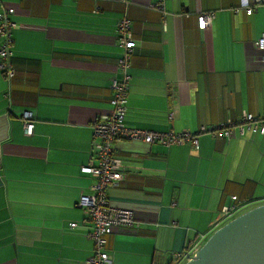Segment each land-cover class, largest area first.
Here are the masks:
<instances>
[{"label":"crops","instance_id":"0c3cea01","mask_svg":"<svg viewBox=\"0 0 264 264\" xmlns=\"http://www.w3.org/2000/svg\"><path fill=\"white\" fill-rule=\"evenodd\" d=\"M157 1L0 0L18 25L10 84L0 71V264H87L94 254L77 203L96 183L82 169L96 165L92 122L112 112L122 18L136 43L128 127L197 133L264 116V6L249 16L254 0H167L163 16ZM205 12L214 19L202 31ZM232 132L229 142L199 135L197 147L116 144L124 179L110 201L135 211L138 231L108 237L111 264L185 262L222 226L232 197L264 203V131Z\"/></svg>","mask_w":264,"mask_h":264},{"label":"built area","instance_id":"2783aa9c","mask_svg":"<svg viewBox=\"0 0 264 264\" xmlns=\"http://www.w3.org/2000/svg\"><path fill=\"white\" fill-rule=\"evenodd\" d=\"M167 0H158L154 5L164 16L166 14ZM264 6V0H254L252 5L246 9L247 15H252L257 8ZM235 13L240 10L235 9ZM14 10L3 8L0 10V71L9 84L15 76L12 59L14 57L13 32L18 25L12 20ZM214 14L205 12L198 15V27L206 31L212 24ZM117 44L123 50L117 62V77L112 80L110 88L113 92L111 99L112 112L96 119L91 124L93 131V151L96 165L83 167L82 171L90 174L96 181L91 186L90 194H82L77 207L82 209L87 220L92 225L88 237L94 243V254L88 259L87 264H111L109 254L105 246L108 237L116 232L137 233L138 225L136 214L133 209L114 207L111 204L109 191L118 187L124 179L123 162L115 155V146L120 141L142 142L147 145L160 144L165 147L181 146L191 144L198 146V136L211 134L214 137L225 139L227 142L232 138L233 129L237 128L243 135L247 131L253 133L264 131V116L257 117L244 112L238 121L228 119L224 123L209 127H200L197 133L190 131L154 132L144 129L131 128L125 124L128 107V94L131 82V68L133 50L136 47L131 22L127 17L117 23ZM257 47L264 51V34L258 39ZM264 65V60L262 61ZM9 95V94H8ZM24 131L27 136L33 134L34 113L25 111L22 115ZM2 164L0 162V171ZM244 208L237 197L231 198V203L222 208V223L236 217ZM76 224H71L75 227ZM188 253L186 261L196 251ZM178 259H182L179 255ZM180 264V263H179Z\"/></svg>","mask_w":264,"mask_h":264},{"label":"water","instance_id":"95a60500","mask_svg":"<svg viewBox=\"0 0 264 264\" xmlns=\"http://www.w3.org/2000/svg\"><path fill=\"white\" fill-rule=\"evenodd\" d=\"M185 264H264V203L216 229Z\"/></svg>","mask_w":264,"mask_h":264},{"label":"rangeland","instance_id":"374dc122","mask_svg":"<svg viewBox=\"0 0 264 264\" xmlns=\"http://www.w3.org/2000/svg\"><path fill=\"white\" fill-rule=\"evenodd\" d=\"M253 206H254V205H247V206H245V207L240 211V213H239L238 215H240V214L246 212L247 210L251 209ZM238 215H237V216H238ZM230 220H231V219H230ZM230 220H228V221H230ZM228 221L223 222L222 225L225 224V223H227ZM185 262H186V261H185ZM185 262H182V263H180V264H185Z\"/></svg>","mask_w":264,"mask_h":264}]
</instances>
